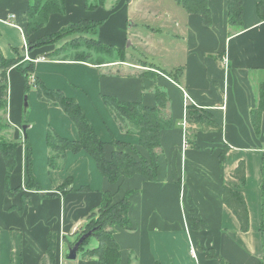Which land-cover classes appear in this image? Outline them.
<instances>
[{"label":"crops","instance_id":"1","mask_svg":"<svg viewBox=\"0 0 264 264\" xmlns=\"http://www.w3.org/2000/svg\"><path fill=\"white\" fill-rule=\"evenodd\" d=\"M111 1L87 10L85 0H65L63 15L51 16L43 28L27 35L28 0H0V56L31 62L34 76L45 87L75 99L105 143L107 158L115 150L111 142L118 141L136 147L142 156L153 161L151 154L138 146V137L118 126L101 101L102 96L154 107V89L164 90L173 127L162 130L159 136L158 180L153 183L135 175L110 184L83 151L68 152L62 169L49 172L48 149L41 130L46 125L45 114H49L48 122L59 136L76 141L77 132L67 116L57 111L45 112L33 93L24 94L23 79L11 68L7 73V108L3 116L9 123L11 139L18 143L9 187L20 190L12 196L5 195V167L0 156V264H41L49 233L55 236L58 257L63 238L79 230L99 206L103 193L109 192L117 202L128 191H134L128 199L131 230L119 229L114 234L120 264H219V259L224 264H264V113L258 133L253 130L250 115L257 106L258 87L264 81V21L256 16L258 0H243L242 28L231 34L225 26L226 0H207L212 27L203 25L199 15L182 11L174 2L176 9L167 14L165 22L173 30L179 28L185 36L182 43L177 37L168 45L154 39L160 25L148 28L146 40L140 31L134 32L136 46L156 58V63L151 64L132 62L125 42L133 11L142 22L157 20L156 4L147 0ZM10 15L14 17L7 21ZM79 20L103 21L97 39L122 49L124 59L107 66H118L121 72L105 71L104 65L102 68L50 59L45 55L53 46L27 50L31 40ZM143 64L154 66L150 71L153 77L143 75ZM158 69L174 74L175 80L158 75ZM183 91L192 100L193 115L185 109ZM24 96L33 109V124L25 130L26 140L21 126ZM199 115L212 117L222 131L191 134L195 146L182 152V124L194 128V118ZM224 146L229 150L220 163ZM28 155L39 193L26 187ZM241 161L245 180L239 184L231 175ZM65 181L68 184L62 191ZM224 186L243 195L249 218L247 232L240 231L237 219L223 204ZM21 196H26L29 203L19 213ZM188 211L205 224L204 230H191ZM211 252L214 258H209ZM75 264H96V260L76 259Z\"/></svg>","mask_w":264,"mask_h":264},{"label":"trees","instance_id":"2","mask_svg":"<svg viewBox=\"0 0 264 264\" xmlns=\"http://www.w3.org/2000/svg\"><path fill=\"white\" fill-rule=\"evenodd\" d=\"M187 13L197 14L200 16L202 24L208 26L210 24V11L207 0H175ZM105 0H94L93 5L85 0V9L95 10L102 7ZM255 12L259 21H264V0H258L255 4ZM65 13V0H28L26 11V33L32 35L39 29L43 28L49 18L53 15H63ZM226 16L228 24L237 29L242 28L243 16V0H226ZM103 21H86L79 20L76 23L69 24L60 28L58 31L40 36L27 43V50L31 51L35 48L45 46H54L56 42L63 39L65 35L63 32L71 35H78L77 38L65 42L60 48H54L45 56L50 59H57L60 61H73L88 63L99 66V63L87 62L88 54L94 51L99 54L110 56L114 52L118 55L119 61L124 59L122 49L115 48L110 45L102 44L97 39V32L99 26ZM234 31V32H237ZM231 34V33H230ZM89 36H92L89 38ZM95 36V38H93ZM71 51L74 53V59H67L66 56L59 58L63 53ZM86 51V52H85ZM151 69L154 66L150 65ZM11 68H15L23 79L24 94H27L30 87H34L37 91V96L40 101H44L49 105L59 107L62 112L72 122L78 139L76 141L63 138L55 133L53 130H48L45 136V141L48 149L47 166L49 171H58L62 168L65 155L70 152L77 154L81 151L85 152L96 165L99 173L110 183L115 184L119 180L128 179L135 175H139L147 179L149 182H157L158 180V162L157 159L161 153L159 136L162 130H168L173 127L171 114L169 112V98L164 90L155 88L154 107L143 106L139 102H123L117 100L112 96H104L103 100L106 107L109 109L118 126L138 137V146L151 154L153 161L147 160L140 154L138 149L130 144L112 141L111 146L115 148L107 158L105 156V143L102 142L78 103L66 97L59 90H51L44 86V84L34 76V66L31 62L24 61L23 58L5 59L0 56V134L5 131L4 128L10 130L7 123H2L7 108V92H8V78L7 73ZM158 75H165L175 80L174 74H169L164 70L158 69ZM144 76L153 77L152 72H144ZM189 115H193V107L188 106ZM264 113V81L258 87V102L255 109L250 113L251 124L253 130L258 133L260 128L261 116ZM3 116V117H2ZM3 118V119H2ZM195 127H187L186 141L188 146H195L194 142L190 140V135L201 132H221L222 127L218 125L210 116L199 115L194 118ZM24 140H26V133L23 132ZM18 143L12 139L4 140L0 138V156L2 157L5 173H4V192L8 196H12L20 190H14L9 187V179L11 173L15 168L16 157L15 151ZM229 150L224 146L219 155L220 163H223L226 153ZM26 173L28 181L26 187L28 190H34L39 193L40 189L35 183L30 171V157L26 158ZM232 178L242 184L245 180L244 163L241 161L232 173ZM68 181L62 184L60 190H64ZM134 191H128L124 194L122 199L117 202L113 201V196L109 192L101 195V202L99 206L90 212L86 219L91 216H97L96 223L90 222L84 227L80 236L86 232L96 228V230L86 238L78 249L80 259L82 260H96V264H120V251L114 234L117 230H131V222L128 217L130 208L129 196ZM222 202L231 211L239 223L241 232H247L249 229V218L247 207L243 195L238 190H233L227 186L222 190ZM29 203L26 196H21L20 206L18 210L20 213L25 205ZM187 220L189 226L194 231L204 230L205 224L197 220L193 213L189 211ZM79 236V237H80ZM65 238V237H64ZM63 238V239H64ZM93 238V243L89 240ZM77 240H75L76 242ZM74 242V243H75ZM69 247V246H68ZM56 244L55 236L49 233L47 236V247L41 264L55 263ZM214 254L209 253V258H214ZM129 261L130 258H129ZM130 264V262H129ZM219 264L224 262L219 259Z\"/></svg>","mask_w":264,"mask_h":264},{"label":"rangeland","instance_id":"3","mask_svg":"<svg viewBox=\"0 0 264 264\" xmlns=\"http://www.w3.org/2000/svg\"><path fill=\"white\" fill-rule=\"evenodd\" d=\"M87 1H88L89 4L93 5V1L94 0H87ZM110 2H113V1L110 0ZM147 2L156 4V6L158 8V12H159L158 19L157 20H153V21L146 20V22H142V20H139L140 18L137 16L138 14H136V12L133 11V16H131V18H129V21H128V24H127V27H129L130 24H132V26H130L128 28L129 38H127V40L125 42V49L127 50V54L130 57L132 62H145V63L151 64V63H156V60H154L156 58H152L153 56H151L150 52H148L147 50L136 46V41H135V38H134V32L140 31L142 33V35H143V38L146 40V39H149L148 36H146L147 35L146 31L149 30L148 28L155 29V27L160 25L159 34H155L154 33V39H158L164 45L170 44L171 40L175 39L176 37L178 38V41L182 43L185 36L181 34V32L179 31V28H177L176 30H173L171 28L172 25L171 24L167 25V23L165 22L167 14L172 13L173 10L176 9L175 4H174V2H176L175 0H147ZM176 5H177V3H176ZM144 6H145V4H144ZM177 6L181 7L180 5H177ZM208 8H209V11H210V24L207 27H212V14H211V10H210L209 5H208ZM182 11H185V10L183 9ZM225 26H226V32L229 33V34L233 33L234 31H237L236 28H234V27H232V26H230L228 24L227 16H226ZM63 34L65 35V37L63 39L59 40L58 42H56V44L53 46V49L54 48H60L65 42H68L69 40H72V39L78 37V35H71L70 33H66L65 31L63 32ZM91 37L92 36H89V38H91ZM93 38H95V36H93ZM151 54L154 55L153 52ZM63 56H66L67 59H74V53H72L71 51H68L66 53L61 54L59 56V58H61ZM117 58H118V55L116 54V52H114L110 56H106L104 54H99V53H96L94 51H91L88 54V57H87L86 61L90 62V63H99L101 61V63L102 62L103 63L99 64V67L102 66V68H104V66H106L104 68L105 71L109 70V71H113V72H121L122 68L120 69L118 66L107 67L109 64H113L115 62H120L119 59H117ZM142 67H143V69H142L143 71L142 72H144V71L145 72L152 71L151 67L146 65V64L145 65L143 64ZM122 72H126V71H122ZM31 93H33L35 95V98H36V100L38 102L43 104V106L45 108V110H44L45 112H47L49 110L57 111L62 116H64L66 118V115L62 112V110L59 107L53 106V105H49L48 103H46L44 101H40L38 99V96H37V91H36V89L34 87H30V89H29V91L27 92L26 95H30ZM103 97L104 96H102L101 101L103 102L104 106H106L105 103H104ZM28 104H29V108H28L26 117L22 116V124H21L22 128L24 127L25 130L27 129V126H29L30 124H33V114H32L33 109L30 106V102H28ZM187 113L189 114V110L188 109H187ZM48 121H49V114L46 113L45 114V124L46 125L44 127L41 126V130H43V141H44L46 133L48 132L49 129L54 131L53 127L50 125V123ZM1 122L2 123H7V121H5V119L2 120ZM7 124H9V123H7ZM4 130L5 131H3L0 134V138H2L4 140L5 139L6 140L11 139L12 138V132L10 130H8L7 128H4ZM22 137H23V133H22ZM44 143H45V146H46V142H44ZM60 170H58V171H60ZM48 171H49V169H48ZM49 172H54V171H49ZM5 195H6V193H5ZM188 213H189V211L187 212L186 216H188ZM97 216L98 215H95V216L93 215L89 219H86L81 224V226L79 227V230H74V232L72 233V235L70 237H68V238L65 237L63 239L62 246L58 250V257H57V254H56L57 250H56V253H55V262H56V264H75L76 260L74 262H66V261H64L63 260L64 253L67 250L68 246L69 247L73 246L75 240H78L81 237L80 234L82 233V230L84 229V227L88 225V223H90V222L96 223ZM93 241H94L93 238H91L89 240L90 243H93ZM77 259L80 260V254L79 253H77Z\"/></svg>","mask_w":264,"mask_h":264},{"label":"water","instance_id":"4","mask_svg":"<svg viewBox=\"0 0 264 264\" xmlns=\"http://www.w3.org/2000/svg\"><path fill=\"white\" fill-rule=\"evenodd\" d=\"M29 105H28V101H27V97L24 96L23 97V105H22V113L23 116L26 115L27 111H28ZM23 131H25V128L23 127L22 129ZM96 230V228L86 232L85 234H83L71 247H68L67 250L64 253L63 256V260L66 262H74L77 259V253H78V249L81 246V244L83 243V241L88 238L90 235H92V233Z\"/></svg>","mask_w":264,"mask_h":264},{"label":"built area","instance_id":"5","mask_svg":"<svg viewBox=\"0 0 264 264\" xmlns=\"http://www.w3.org/2000/svg\"><path fill=\"white\" fill-rule=\"evenodd\" d=\"M13 17H14L13 15L8 16L7 21L12 19ZM182 93H183V99H184V106H185V109L187 111L188 106L191 104L192 100L189 98V96H188L186 91H183ZM187 127H189L188 124L184 122L182 124V128H183V131H184V142H183L182 152L184 151L185 148L189 147L188 143L186 141V136H185L186 135L185 130H186ZM182 156H183V153H182Z\"/></svg>","mask_w":264,"mask_h":264}]
</instances>
